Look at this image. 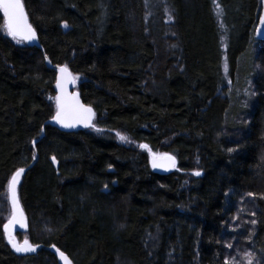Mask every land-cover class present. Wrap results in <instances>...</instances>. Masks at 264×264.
<instances>
[{
  "label": "trees",
  "instance_id": "trees-1",
  "mask_svg": "<svg viewBox=\"0 0 264 264\" xmlns=\"http://www.w3.org/2000/svg\"><path fill=\"white\" fill-rule=\"evenodd\" d=\"M22 1L41 48L5 34L0 12V264H58L44 248L16 253L3 232L9 181L34 155L17 233L73 264H234L233 250L264 264L258 0H163L169 23L161 8L148 18L147 0ZM45 57L78 78L99 131L44 125L57 95ZM142 144L174 170L155 173Z\"/></svg>",
  "mask_w": 264,
  "mask_h": 264
},
{
  "label": "snow or ice",
  "instance_id": "snow-or-ice-1",
  "mask_svg": "<svg viewBox=\"0 0 264 264\" xmlns=\"http://www.w3.org/2000/svg\"><path fill=\"white\" fill-rule=\"evenodd\" d=\"M0 12H2L4 17L5 27L7 29V34L13 39L19 37L17 42L31 41L36 38V33L32 26L28 23L25 5L22 3V0H0ZM261 23H264V16L261 17ZM66 26V25H65ZM47 59V57H45ZM57 76H56V90L57 95L55 97L56 101V114L53 119L61 124L63 127H75L76 124H83L85 127H94L91 121L93 118V110L91 107H86L80 103L77 96L73 93L67 91L68 85L73 84L77 77L73 76L67 65L57 66ZM119 135V133H117ZM122 141H126L127 138L120 136ZM141 148H147V145H140ZM232 151V149H229ZM151 156V165L155 168H167L175 167L176 161L175 158L168 153H150ZM35 158V155L34 157ZM55 162V158H53ZM24 172L23 168L18 169L15 174L12 176L10 181V189H14L15 185L18 182V178L21 173ZM201 173L196 171L193 175L199 176ZM13 207L17 203L15 196L12 198ZM255 223V221H253ZM23 224V220L21 221ZM7 229V225L5 226ZM9 243H12L13 248L17 252H27L35 251V247L25 240L23 245H18L9 240ZM61 259L65 261V264H68V258L65 254L56 249ZM225 264H228L225 261Z\"/></svg>",
  "mask_w": 264,
  "mask_h": 264
},
{
  "label": "water",
  "instance_id": "water-1",
  "mask_svg": "<svg viewBox=\"0 0 264 264\" xmlns=\"http://www.w3.org/2000/svg\"><path fill=\"white\" fill-rule=\"evenodd\" d=\"M22 3H23V1H22ZM25 12H26V11H25ZM26 16H27V14H26ZM27 20H28V18H27ZM28 23H29V21H28ZM29 24H30V23H29ZM30 25H31V24H30ZM31 26H32V25H31ZM32 28H33V27H32ZM33 29H34V28H33ZM34 31H35V30H34ZM35 33H36V31H35ZM257 35H258V37H259L260 39H264V23H260V25L258 26V28H257ZM25 43H26L27 45H29V46H34V47H37V48H41V46H40V44H39V41H38V38H37V34H36V38H35L34 40H31V41H25ZM45 63H46V65H47V67H48L49 69H53V70L56 72V76H57V74H58L57 71H56L57 66H63V65H52V64L50 63V61L48 60V58L45 59ZM55 84H56V81H55ZM67 91H68L69 93H73V94H75V95L77 96V98L79 99L80 103L82 104V102H81V100H80V97H79V94H78V91L74 90V83L68 85ZM56 92H57V90H56ZM84 106H85V105H84ZM86 107H88V106H86ZM92 110H93V109H92ZM93 113H94V111H93ZM55 114H56V112L52 115V117H51L50 119H48V120L44 123V125H49V126H52V127H56V128H58V129H60V130H63V131H74V130H80V129L90 128V127H85V126H83V124H79V123L76 124L75 127H67V128H66V127H63V126H61V124L57 123V122L53 119V117L55 116ZM93 117H94V115H93ZM92 122H93V118H92L91 123H92ZM43 135H44V127H42L41 134H40V136H39L38 139L42 138ZM38 139L34 140V141L32 142V144L34 145L35 142H36ZM169 155L173 156L172 154H169ZM173 157H174V156H173ZM174 158H175V157H174ZM35 160H36V158H34L28 166H26V167H21V168L24 169V172L21 173V175L19 176V178H18V182H17V184L15 185L14 189H10L9 185H10V181H11V179H10V181H9V184H8V196H9V201H10V205H11V211H12V213H11L10 218L7 220V222H6V223L4 224V226H3L4 236H5V239H6L7 243L10 245L11 249H12L13 251H15L16 253H18V254H23V255L26 254V255H30V254H34V253H36L37 250H39V249H41V248H44V249L49 250V251L55 256V258H56L58 264H65V261H64L63 259H61V257L59 256L58 252L56 251V249H58V248H57L56 246H54V245L44 246V245H42V244H33V243H31L29 240H27V241H29L30 244H32V245L35 247V251L17 252V251L13 248L12 243H9V240H11L13 243H16V244H18V245H23L24 241L26 240V239H25V240H22L21 242H19V240L17 239V236H16L17 231H24V230H26V228H27L26 218H25L24 211H23V208H22L21 203H20V200H19V196H18V191H17V189H18V185H19V183H20V181H21L22 176L24 175V173H25L30 167H32V165L34 164ZM175 161H176V158H175ZM149 164H150V166H151V169H152L155 173H157V174H168L169 172L173 171L174 168L176 167V164H175V167H167V168H163V167H161V168H155V169H154V168L152 167V165H151V156L149 157ZM19 169H20V168H19ZM14 174H15V173H14ZM14 174H13V175H14ZM13 175H12V176H13ZM11 178H12V177H11ZM13 196H15L16 201H17V203H16V205H15V209H14V207H13V203H12V198H13ZM22 220H23V224H21V221H22ZM6 225H7V229H5V226H6ZM59 250H60V249H59ZM60 251H61V250H60ZM62 252H63V251H62ZM63 253H64V252H63ZM64 254H65V256L68 258V264H73L72 261H71V259L66 255V253H64Z\"/></svg>",
  "mask_w": 264,
  "mask_h": 264
},
{
  "label": "rangeland",
  "instance_id": "rangeland-1",
  "mask_svg": "<svg viewBox=\"0 0 264 264\" xmlns=\"http://www.w3.org/2000/svg\"><path fill=\"white\" fill-rule=\"evenodd\" d=\"M258 6H259L258 7L259 8V16H258L257 28H258V26L261 23V17L264 16V0H258ZM147 7H148V18L152 17V15H150V12H152V14H154V12H153L154 10H157L158 8H161L162 12L164 13V15H166V21L169 23L170 16H169V13L167 11L168 10L167 6H165L163 4V0H147ZM216 11H218L217 8H216ZM3 32L5 34H7V29L4 26H3ZM167 34H168L169 37H171V35L169 33H167ZM18 38L19 37H17L14 40L17 41V40H19ZM166 46H168V44ZM222 65H223V73H224V81H223V83H224L225 86H228V85H230V82H229V80L227 78V68H226V63H225V58L224 57H222ZM77 82H78V78L76 79V81L74 83V87H75V85H77ZM53 99L55 100V98H53ZM93 128L96 131H99V129H100L98 127H93ZM115 135H116L118 141L123 142V143L127 142V141H122L120 139V136H123V135H121V134L117 135V133ZM141 149L147 151L149 157H150V153H162V152H153L148 147L147 148H141ZM240 214H241L240 223H242L243 225L245 224L247 226H250L251 218H250V216H248V213L246 212V210L240 208ZM10 215H11V211L9 213V216ZM248 218H249V220H248ZM16 236H17V239L19 240V242H21L22 240H25V239L28 240L27 236L23 232L21 234L17 233ZM238 247L241 248L240 246H238ZM232 253H233V256H234V258H233L234 259V264H255L252 259H250L245 253H243L240 250L230 251V256H232ZM255 262H257V261H255ZM257 263H259V262H257ZM260 264H262V263H260Z\"/></svg>",
  "mask_w": 264,
  "mask_h": 264
}]
</instances>
